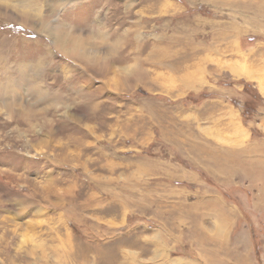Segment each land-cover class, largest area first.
<instances>
[{"label": "rangeland", "instance_id": "rangeland-1", "mask_svg": "<svg viewBox=\"0 0 264 264\" xmlns=\"http://www.w3.org/2000/svg\"><path fill=\"white\" fill-rule=\"evenodd\" d=\"M263 10L0 0V90L21 73L26 112L0 97V264H264ZM51 26L110 72L67 56ZM137 60L150 75L132 82Z\"/></svg>", "mask_w": 264, "mask_h": 264}, {"label": "bare ground", "instance_id": "bare-ground-1", "mask_svg": "<svg viewBox=\"0 0 264 264\" xmlns=\"http://www.w3.org/2000/svg\"><path fill=\"white\" fill-rule=\"evenodd\" d=\"M24 18V20H22L21 22H23V23H25V24H29V19L28 18H26V17H23ZM46 30L47 31H44L43 30V32L45 33H47L48 35H53V39H54V43H55V45L62 51V52H64L67 56H70V57H74L78 62H80V64H82L83 66H84V64H86V65H88V64H90L91 63V65L93 66V69H94V67L96 68L95 70H98V68L100 67H107V68H110V69H107L106 68V71H108V72H110V70H111V67L110 66H112V65H109L110 64V61H111V59L110 58H108V60L107 59H105L104 58V60L103 59H101V58H99V54H100V52L97 50V54H93V55H90L89 56V54L87 53V49L84 47V45H85V42H84V40H82V38L81 37H78L77 35H75V36H73V34H70V33H67L66 35H65V33H63V30L62 29H58V26H54V27H52L51 26V28H46ZM69 34V35H68ZM70 36V37H69ZM118 38V37H117ZM73 39H75V40H73ZM117 40V39H116ZM120 40V39H119ZM118 43H119V41H118ZM110 44V43H109ZM118 46V45H117ZM117 46H115L114 44H110L109 45V50H110V54H111V57H112V55H113V57H114V61H116V60H119V57H117L116 56V53H115V51H116V49L118 48ZM120 46V45H119ZM167 46V45H166ZM57 48V49H58ZM159 49V48H158ZM162 50V49H161ZM118 51V50H117ZM168 52V51H167ZM167 54H169V53H167ZM156 55L160 58H158L157 57V59H155L154 60V62L152 61V57L149 55V57L148 58H146L145 59V62H149V63H155L156 65H165V58H167L166 57V55L163 53V52H156ZM106 62L108 63V65H105L106 64ZM117 62V61H116ZM39 63V62H38ZM153 63H152V65H153ZM85 65V66H86ZM1 66V65H0ZM89 66V65H88ZM99 66V67H98ZM98 67V68H97ZM2 70V69H1ZM120 70H121V72L123 71L122 70V68H120ZM119 69H115V72H119L120 71ZM236 71V70H235ZM20 72V71H19ZM26 72V71H25ZM24 72V73H25ZM92 72V71H91ZM125 72H127V73H125V76H126V78L128 77H131V81L133 82V81H136L137 80V77H142L143 79L144 78H146V76H148V75H150L149 74V69H147V67H145V66H143V64H141V63H138V60L133 64V66L131 65V67H129ZM99 73V72H98ZM97 73V74H98ZM112 73V72H111ZM238 73V72H237ZM11 74V73H10ZM103 74H104V72H103ZM106 74V73H105ZM238 74H240V72L238 73ZM242 74V73H241ZM240 74V75H241ZM243 74H244V72H243ZM242 74V75H243ZM3 75V74H2ZM237 75V74H236ZM247 75V74H246ZM27 76V75H26ZM97 76H99V75H97ZM96 76V77H97ZM239 76V75H238ZM29 77V76H28ZM101 77V76H100ZM245 77V76H244ZM248 76H246V78H247ZM22 79V77H21V73H20V77H19V82H17V84H13L12 86H9V87H7V88H5V89H7V93H4L3 91H1V95H0V97L1 96H3V95H5L6 96V106H7V108L9 109V111L11 112V113H18V114H22V115H26V112H25V110H24V108H20V107H18V105H16V103H18V101L16 100V95H19V96H22L23 95V91H24V89H22V83H20V81H21V79ZM106 78V77H105ZM3 79V78H2ZM248 79V78H247ZM7 80V79H6ZM4 81V80H3ZM22 81H23V79H22ZM145 81V80H144ZM10 83V82H9ZM23 83H24V81H23ZM140 83V82H139ZM3 90V89H2ZM42 90V89H41ZM102 91L103 90H99V95H101V93H102ZM31 92H32V90H31ZM33 93L35 94V95H39L40 94V91H39V89H34L33 90ZM32 93V94H33ZM96 94V93H95ZM98 94L95 96V97H98L99 96ZM41 96H45V94L44 93H41L38 97H41ZM86 95H84V97H85ZM91 97H94L93 95H90ZM21 98V97H20ZM17 99H18V97H17ZM80 99V98H79ZM88 99V98H87ZM86 99V100H87ZM43 100V98L41 99V101ZM81 100V99H80ZM40 101V100H39ZM89 102V101H88ZM87 103V102H86ZM93 103V102H92ZM98 103V104H97ZM97 106H96V105ZM21 105V104H20ZM91 106H93V108H91L92 110H94L95 111V109L97 110L98 109V106H100V103L99 102H95L94 101V103L93 104H91ZM30 108L32 107V106H29ZM32 109V111H31V113H30V115L32 114V115H35V113L37 112L35 109H33V107L31 108ZM91 109H90V111H91ZM29 113V112H28ZM41 113V112H40ZM75 113V115H77V116H75L76 117V119L80 122L81 121V119H83V116L84 115H82V114H79L78 115V113L75 111L74 112ZM31 115V116H32ZM31 118V117H30ZM74 118V117H73ZM27 119V118H26ZM37 119V118H36ZM39 119V118H38ZM42 119V118H41ZM76 119H75V121H76ZM28 120V119H27ZM33 122H35V121H33ZM27 123V122H26ZM33 125V124H32ZM33 127H34V125H33ZM88 128V127H87ZM215 165V164H214ZM218 166V165H217ZM220 168V167H219ZM227 169V168H226ZM210 170H212V171H216V172H214V173H220L219 171H222V170H225V169H217L216 168V166H214V167H210ZM228 170V169H227ZM223 172V171H222ZM224 173V172H223ZM216 175H218V174H216ZM220 221H221V219H220ZM224 225V224H223ZM218 228L220 229V228H222V222H220L219 223V225H218ZM211 264H214L212 261H211ZM216 264V263H215Z\"/></svg>", "mask_w": 264, "mask_h": 264}, {"label": "crops", "instance_id": "crops-1", "mask_svg": "<svg viewBox=\"0 0 264 264\" xmlns=\"http://www.w3.org/2000/svg\"><path fill=\"white\" fill-rule=\"evenodd\" d=\"M263 13H264V10H263ZM259 26H258V28H260V25H262L263 23H261V21H259ZM261 28H263V27H261ZM260 30V29H259ZM259 30H257V32H259ZM260 33H261V31H260ZM260 35V34H259ZM260 121H261V124H263L264 125V116L260 119ZM262 151V150H261ZM254 157V158H253ZM253 157H252V160L254 161V162H257L258 163V165H260V166H262L263 168H264V149H263V151H262V153L261 152H259V153H253ZM248 163H251V157L248 155ZM264 171V170H263ZM264 178V177H263Z\"/></svg>", "mask_w": 264, "mask_h": 264}]
</instances>
